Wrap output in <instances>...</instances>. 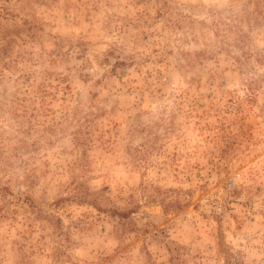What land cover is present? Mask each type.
<instances>
[{
	"label": "rangeland",
	"instance_id": "obj_1",
	"mask_svg": "<svg viewBox=\"0 0 264 264\" xmlns=\"http://www.w3.org/2000/svg\"><path fill=\"white\" fill-rule=\"evenodd\" d=\"M0 264H264V0H0Z\"/></svg>",
	"mask_w": 264,
	"mask_h": 264
}]
</instances>
